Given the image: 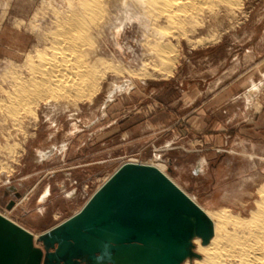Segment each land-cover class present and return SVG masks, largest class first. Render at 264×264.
Returning a JSON list of instances; mask_svg holds the SVG:
<instances>
[{
    "label": "rangeland",
    "instance_id": "1",
    "mask_svg": "<svg viewBox=\"0 0 264 264\" xmlns=\"http://www.w3.org/2000/svg\"><path fill=\"white\" fill-rule=\"evenodd\" d=\"M62 1L0 0V105L9 76L24 71L49 26L42 5ZM206 20L169 38L170 67L107 71L88 97L40 101L17 124L0 112V214L40 234L127 160L158 164L206 209L248 212L264 182V0H242L217 25ZM141 36L124 21L105 47L138 68L147 57Z\"/></svg>",
    "mask_w": 264,
    "mask_h": 264
},
{
    "label": "bare ground",
    "instance_id": "2",
    "mask_svg": "<svg viewBox=\"0 0 264 264\" xmlns=\"http://www.w3.org/2000/svg\"><path fill=\"white\" fill-rule=\"evenodd\" d=\"M63 1V5L54 3L48 8L42 5L45 14L50 15L47 17L49 26L39 31L37 45L26 53L24 71H11L9 86L2 92L4 102L0 112L13 123L23 119L21 110L38 105L40 101L69 103L88 97L107 71L140 76L151 74L155 67H170L173 63L170 37L178 40L186 36L198 26L207 24L206 18L208 25H217L242 4V0ZM124 21H133L142 32L140 41L147 57L138 68L123 66L115 50L110 52L105 47L109 44L108 32ZM125 162L154 165L182 189L156 163ZM252 204L246 213L234 212L228 207L206 209L199 205L211 222L212 234L206 243L200 237L192 240L197 256L183 264H264V182L258 186L257 198ZM33 235L36 238L39 234Z\"/></svg>",
    "mask_w": 264,
    "mask_h": 264
},
{
    "label": "water",
    "instance_id": "3",
    "mask_svg": "<svg viewBox=\"0 0 264 264\" xmlns=\"http://www.w3.org/2000/svg\"><path fill=\"white\" fill-rule=\"evenodd\" d=\"M212 234L201 207L159 168L124 162L74 214L33 233L0 214V264H183Z\"/></svg>",
    "mask_w": 264,
    "mask_h": 264
}]
</instances>
